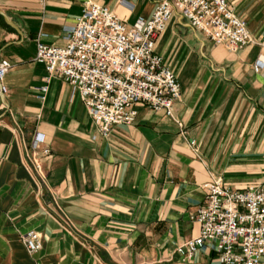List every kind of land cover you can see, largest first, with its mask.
Here are the masks:
<instances>
[{
    "label": "crops",
    "instance_id": "crops-1",
    "mask_svg": "<svg viewBox=\"0 0 264 264\" xmlns=\"http://www.w3.org/2000/svg\"><path fill=\"white\" fill-rule=\"evenodd\" d=\"M93 1L132 24L158 0ZM227 1L251 43L214 45L176 13L156 44L180 86L172 116L137 104L131 125L103 135L71 85L34 59L37 38L64 43L83 1L0 0L13 24L0 14V61L11 63L0 81V264H219L214 241L188 263L176 249L198 234L203 183L264 181V76L253 67L264 0ZM31 229L34 252L21 238Z\"/></svg>",
    "mask_w": 264,
    "mask_h": 264
},
{
    "label": "built area",
    "instance_id": "built-area-1",
    "mask_svg": "<svg viewBox=\"0 0 264 264\" xmlns=\"http://www.w3.org/2000/svg\"><path fill=\"white\" fill-rule=\"evenodd\" d=\"M82 1L81 14L64 29V43L46 44L37 38L34 59L45 65L47 79L58 76L71 85L103 135L115 125H131L137 104L172 116L180 86L174 71L156 53V44L176 13L229 51L252 41L246 21L227 0H158L150 17L138 16L132 24L105 5ZM10 66L9 60L0 61V81ZM253 67L264 76V55ZM46 89L41 87L43 93ZM0 91L6 92L2 84ZM36 137L32 148L42 142ZM49 152L44 150L45 155ZM202 187L203 201L191 215L198 234L176 249L182 261L188 263L199 248L214 241L219 264H259L264 258V181L231 188L215 179ZM21 238L28 252L41 247L33 229Z\"/></svg>",
    "mask_w": 264,
    "mask_h": 264
},
{
    "label": "water",
    "instance_id": "water-1",
    "mask_svg": "<svg viewBox=\"0 0 264 264\" xmlns=\"http://www.w3.org/2000/svg\"><path fill=\"white\" fill-rule=\"evenodd\" d=\"M0 14L3 15V17L5 18V21L9 24V25H12L13 24L8 20V18L3 14V12L0 11Z\"/></svg>",
    "mask_w": 264,
    "mask_h": 264
}]
</instances>
